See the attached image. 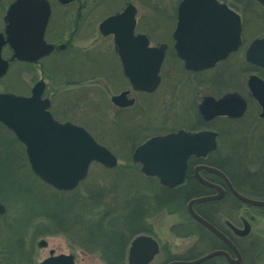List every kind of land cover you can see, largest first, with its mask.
<instances>
[{"label":"flooded vegetation","instance_id":"1","mask_svg":"<svg viewBox=\"0 0 264 264\" xmlns=\"http://www.w3.org/2000/svg\"><path fill=\"white\" fill-rule=\"evenodd\" d=\"M2 1L3 0H0V6L5 4V2L3 3ZM13 1L14 0H11L7 4L4 14L1 15L3 27L0 31L3 33L6 29L4 16L8 6ZM46 1L50 5V15L44 30L43 39L45 43L53 45V49L47 55L40 57L36 61L20 62L27 65L39 66L42 77L36 80L35 83L39 80L43 81L44 88L41 97L49 100L48 110L52 117L58 121L61 120H59V118H57L51 110L53 98L55 96L86 98L91 95L93 87L92 83L96 78L94 77V71H100L102 69L105 70V67H103V65L106 64L105 58H111V53H113L116 60H113L114 57L113 59L111 58L113 60V62H111L112 67L109 72H106L107 74L105 75V79L108 83H114L121 87L116 94L122 91H128L126 97L128 99L133 98V103L126 107H118L113 104L117 108V114L122 112L124 115H127V112L132 113L135 108L141 111H151L153 109L151 104H142V106L138 100H140L141 96L145 97L153 95L160 88L162 83L161 70L166 59H169L168 61H171L172 64L176 65V67L179 68L177 70H180L182 73L193 75L192 77H176L171 80L172 82L175 81L180 82V84H187V81H190L189 83L191 85L193 82L200 88L208 85L207 83H212V86L210 85L211 92H204L202 90L200 95L199 92L193 99L189 100V104L186 109L187 112H189V115L191 114L194 117V120L190 121L192 124L189 126H182L185 128H177L176 130L184 129L191 132L200 130L213 131L216 133V147L205 156H189L186 161L184 181L174 187L170 188L162 185L156 176L142 174L145 178H147V180L149 179V181L154 184L155 188L143 191L145 193L140 191L141 194L139 195L143 194L144 196L149 197L147 200L149 207H147L146 211H140L138 213V220L135 223V233L130 238L124 250V264H128L130 242L132 238L138 235L149 237V241H144L137 245L136 252L139 258L145 256L152 250L153 245H155V252L153 253L151 259L145 264H169L173 261H181L184 262V264H253V262L257 259V256L260 257V254L256 255V252H258L259 249L261 253L264 252V244H262L264 243V206L244 202L236 196L234 191L247 198L264 200V179H261V181L254 179L252 175L249 173L246 174L245 171H242L239 166L233 168L231 155L233 154L235 156V153H230V151L224 149L226 147H232V143H235L232 151H236L239 145L235 142L233 136V134L237 132L234 130L235 126L233 125L231 127L226 125L228 122H236L237 120L243 118L249 112L252 104H254L255 110L258 111V117L261 119H264V117L260 116L261 106L250 94L247 81L246 97L242 96L236 90H226L214 93L212 90L219 88L221 79L220 77H217L216 73L212 74L211 71L221 62H225L230 59L242 46V33L244 28L243 13L251 11V9L255 10L253 5H257L263 9L264 5L257 0H248L247 5L243 6L242 11H240L239 7L236 5L237 0H233L234 2L232 0H215L217 5L224 6L226 10L232 11L239 16L241 24V44L234 52L229 53L226 58L217 61L212 67L198 71H191L184 68V63L177 56L174 48L173 32L177 22V8L181 0L178 1L174 14H165L163 12H157L156 14H141L140 11L142 4H149V6L154 8L155 5H152L149 0H70L66 3H62L60 0ZM54 2L61 10V18L63 20L70 21L71 23L68 36L65 39L60 37L62 36V33L57 35L58 30L56 27L53 26L54 29L52 30L49 26L52 20V15L55 13H53L52 7ZM128 7V13L131 12L134 25L132 35H144L147 39L148 47H159L161 45H165L164 56L158 73L159 83L152 92L140 91L132 88L130 80L124 74L123 64L117 52L114 34H103L99 29V23L102 20L109 16L123 13ZM157 11L162 10L158 9ZM101 12H103L105 16H103L97 23V32L103 42L100 47L99 45H94L98 39L91 33L86 36V39H91V47L95 46L97 50H95V47L93 50L80 47L73 48L72 42L74 38L78 36L83 28H89L91 26L90 21L97 15L101 14ZM154 15H158V17H160L159 15L165 16L169 21L175 20V25L171 34L169 31L170 29L167 33L166 30H161L159 34L162 38L155 42L152 41L151 36V32L155 31V28L157 29V26L154 27V21L157 19L154 18ZM143 20H146L148 24ZM158 25L160 26V24ZM142 27H149L150 30L142 29ZM255 39H264V35L262 37H256L253 40ZM253 40H251L244 49L243 54L245 63L250 64L251 68L264 71V67L254 65L246 60V51ZM4 46H6L10 52L9 57L5 59H10L12 49L8 44H4L3 47ZM109 50H111V52ZM47 57H52L54 60L52 65L56 83L59 86L67 85L72 86V88L70 87V89H66L64 91L58 90L54 93L48 90L47 84L45 83L46 76H43L44 66H41L42 61ZM62 58H64V60H62ZM12 61H14V59L8 62V68L10 62ZM62 62H65L66 65L58 69V67L63 64ZM97 81L98 80L94 82L97 83ZM171 81L169 83H171ZM174 89L176 90L175 87ZM227 93H238L244 99L245 110L243 114L239 117L216 115L208 120H205L199 111V105L203 98L210 96L214 100H217ZM177 96L179 97V93ZM250 101L251 103L249 105ZM66 105L68 108V104ZM171 105L172 101H169V105L166 104V114L170 111L167 106L171 107ZM63 108L64 106L61 104L58 106L57 110L61 112ZM154 118L155 117L152 116V118L150 117L151 120H149V122L144 123H147L149 128L154 127L158 131L167 121H169L163 120V117L162 119ZM161 122H164V124L160 125ZM215 122H218V124L220 123L221 126H212ZM154 135L148 136L142 142ZM222 138H224L223 142L220 141ZM221 153L224 154L221 155ZM212 169H216L224 174L231 187L220 174L214 172ZM233 169L235 170V173L233 172ZM160 194L166 195L167 198L161 199L157 203L154 197ZM198 198L206 199L193 202L191 209L195 214L202 218L206 224L197 220L189 211L190 201ZM159 212H167L168 214L176 216H179V214L183 212V217L170 224L168 227H163L162 223L153 220ZM174 238L180 239L181 242H175Z\"/></svg>","mask_w":264,"mask_h":264},{"label":"rangeland","instance_id":"2","mask_svg":"<svg viewBox=\"0 0 264 264\" xmlns=\"http://www.w3.org/2000/svg\"><path fill=\"white\" fill-rule=\"evenodd\" d=\"M10 1L3 0L2 2H5V4L0 6V30L3 27L1 15L4 14V10ZM149 1L152 5H155V9L149 4H142L141 14H156L157 12L174 14L179 0ZM247 3L248 0H237L236 5L242 11V7L247 5ZM52 7L53 13H55L52 15V24L50 23L49 25L50 29L52 28L53 30L56 27L58 30L57 35L62 33L60 37L65 39L68 36L71 23L61 18V10L55 2ZM253 8L255 10L251 9V11L243 13L242 46L230 59L221 62L211 71L212 74L216 73L217 77L221 79L219 88L212 90L214 93L236 90L246 97V81L249 74L256 73L264 78V71L251 68L250 64L245 63L243 54L244 49L251 40L264 35V9L257 5H253ZM158 9L162 11H157ZM103 16L105 14L101 12V14L90 21L91 26L89 28H83L80 31L72 42L73 48L80 47L93 50L96 45L100 47L103 42L97 32V23ZM159 16L154 15V18H157L154 21V27L157 26V29L155 28V31L151 32L153 42L162 38L159 34L161 30H166L167 33L170 29L171 34L175 25V20L169 21L165 16ZM143 21L147 23L146 20ZM142 29L150 30L149 27H142ZM91 33L98 39L94 47L90 45L91 39H86V36ZM109 51L111 52V50ZM9 54L8 48L4 46L2 56L8 58ZM111 54L110 57L113 59L114 55L113 53ZM111 58H105L106 64L103 65L105 70L94 71V77H96L94 81H98L97 83L93 81L91 95L86 98L55 96L51 110L59 120H69L83 126L98 143L105 145L117 158V165L112 168L104 167L99 163H92L86 178L81 180L74 188H78V194L88 193L90 190L108 192L107 197L110 199L117 191L118 195L122 196L120 194L121 190H123V186L126 187L123 180L129 177L131 186L135 188L134 195L140 198L143 196V194L139 195L141 194L140 191L152 190L155 186L149 179L143 182L137 175H126L125 167L133 165L136 171L134 170L132 173L144 177L140 171V164L131 160L134 147L148 136L174 131L177 128H185L182 126L191 125L190 121L194 120V117L191 114L189 115L186 109L189 100L193 99L199 92L200 95L202 90L211 92L210 85L212 86V83H207L208 85L200 88L193 82L191 85L190 81H187V84L172 82L173 78L192 77L193 75L182 73L177 70L179 68L176 65L166 59L161 70L162 83L160 88L153 95L141 96L140 100H138L140 105L151 104L153 109L151 111H141L135 108L132 113L127 112V115L122 112L117 114V108L112 104L110 97L116 94L121 87L114 83H108L105 79L106 72H109L112 67L111 62L116 60L115 57L113 60ZM53 61L52 57H47L41 64V66H44L43 76H46L45 83L48 90L54 93L58 90L64 91L70 89V87L72 88V86L67 85L59 86L56 83ZM62 63L58 69L66 65L65 62ZM40 77H42V74L39 66L27 65L14 60L10 62L7 72L0 77V93L10 92L28 96L35 81ZM170 81L171 83H169ZM178 93L179 97L177 96ZM169 101H172V105L171 107L167 106L170 111L166 114V104L169 105ZM250 103L251 101L249 105ZM61 104L64 108L60 112L57 109ZM66 104H68V108ZM152 116L155 117L154 119H162L163 117V120L169 121L165 124L161 122L160 125L164 124V126L158 131L154 127L149 128L147 123H144L149 122ZM226 125L231 127L234 125V130L237 131L233 134L235 142L239 144L236 151H232L235 143H232V147L224 149L230 151V153H235V156L231 155L233 168L239 166L246 174L249 173L254 179L261 181V179H264V119L258 117V111L255 110V106L252 104L249 112L243 118L236 122H228ZM212 126L219 127L221 124L215 122ZM220 141L223 142L224 138ZM223 154L221 153V155ZM233 172L235 173L234 169ZM122 178L123 182L120 181ZM52 190H54L53 187L47 185L32 172L21 142L9 129L0 123V203L4 206V212L0 214V264H29L30 261H32V264H38L40 260L49 255L50 251H53L52 254H72L74 256V264H104L99 253L86 251V247L82 244L86 234L83 229L79 228V225L75 226V229L71 227L67 231L41 233L40 230H44L40 226L42 216L40 213L37 218L36 214L38 215L39 211L37 212L38 208L34 205V202L36 199L50 202L42 198H50L51 200L55 198L58 201L61 197H55ZM63 195L65 194L63 193ZM181 217H183V212L179 216L171 215L167 212H159L153 220L162 223L163 227H168L175 221L180 220ZM19 238H23L20 242L23 241L24 250L21 245V249H19L16 244L19 242ZM174 240L175 242H181L180 239L174 238ZM40 241H44L45 245H40ZM257 254H260V257L257 256L253 264H264V252L261 253L259 249L256 252Z\"/></svg>","mask_w":264,"mask_h":264},{"label":"water","instance_id":"3","mask_svg":"<svg viewBox=\"0 0 264 264\" xmlns=\"http://www.w3.org/2000/svg\"><path fill=\"white\" fill-rule=\"evenodd\" d=\"M60 1L66 3L70 0ZM257 1L264 5V0ZM128 9L102 20L99 29L103 34H114L123 71L132 88L152 92L159 83L158 73L165 45L148 47L144 35L133 36V18ZM49 15L50 5L46 0H14L8 6L4 16L6 29L4 33L0 32V77L6 73L10 60L33 62L53 49V45L45 43L43 39ZM240 34L239 16L217 5L215 0L180 1L173 38L176 54L183 61L185 69L198 71L212 67L238 48ZM4 44L12 49L10 59L1 56ZM246 60L264 67V39H255L250 43ZM247 86L261 106L260 116L264 117V79L250 74ZM43 88L44 83L39 80L28 96L0 93V123L24 145L32 172L54 189L66 191L75 188L86 178L92 162L114 167L117 164L116 157L86 129L52 117L48 110L49 100L41 97ZM127 92L113 95L111 102L118 107L131 105L133 98L128 99ZM244 110L245 101L238 93H227L217 100L206 96L199 105L205 120L216 115L239 117ZM215 135L210 130L191 132L184 129L155 135L135 147L132 161L140 164V171L144 175L156 176L162 185L171 188L183 182L189 156H205L216 147ZM212 170L220 174L231 187L224 174ZM234 193L244 202L264 206V200ZM203 199L206 198L191 200L189 211L206 224L191 209L193 202ZM3 212L4 206L0 203V214ZM144 241H149V237L138 235L132 238L128 264H145L151 259L155 245L145 256H137V245ZM39 244L45 245V242L40 241ZM52 253L50 251V255L38 264H74L72 254ZM169 264L184 262L173 261Z\"/></svg>","mask_w":264,"mask_h":264},{"label":"trees","instance_id":"4","mask_svg":"<svg viewBox=\"0 0 264 264\" xmlns=\"http://www.w3.org/2000/svg\"><path fill=\"white\" fill-rule=\"evenodd\" d=\"M125 169L126 175H137L143 182L147 181L141 175L132 173L135 170L133 165L125 167ZM122 180L123 178L120 181ZM123 181L126 187L123 186V190H121L122 196H119L116 191L110 199L107 197L108 192L90 190L88 193L78 194V188L67 192L52 190L55 197H61L58 201L55 198V201L53 198L52 200L42 198L50 202L36 199L34 205L38 208L37 212L39 211L36 216L38 218L41 213L40 226L44 229L40 230L41 233L67 231L71 227L75 229V226L79 225V228L83 229L86 234L84 243H82L86 247V251L99 253L104 264H124L125 247L135 233L138 213L146 211L149 207L147 201L149 197L144 195L140 198L136 197L134 195L135 188L130 184V178ZM154 198L158 203L167 197L160 194ZM16 236L18 235L16 234ZM22 239L19 238V242L16 244L19 249L24 250L23 241L20 242ZM29 264H32V261Z\"/></svg>","mask_w":264,"mask_h":264}]
</instances>
